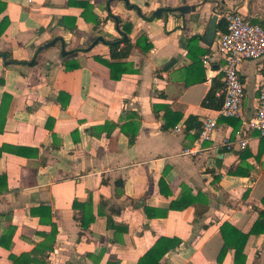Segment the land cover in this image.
I'll list each match as a JSON object with an SVG mask.
<instances>
[{
    "label": "crops",
    "instance_id": "obj_1",
    "mask_svg": "<svg viewBox=\"0 0 264 264\" xmlns=\"http://www.w3.org/2000/svg\"><path fill=\"white\" fill-rule=\"evenodd\" d=\"M204 1L198 21L151 19ZM217 5L264 28V0H0V264L24 255L32 264H138L160 238L181 241L161 264H235L233 249L219 261L221 226L249 234L264 208V138L243 129L256 114L264 61L241 66L242 117L203 105L222 86L224 62L202 63L216 47L204 41ZM114 17L132 23L133 43L146 35L153 44L118 61L119 79L94 59H109L107 43L121 37ZM58 38L65 48L57 41L38 54ZM166 109L181 118L168 131ZM208 119L217 128L202 141ZM184 188L192 204L173 209ZM244 255L264 264L263 234L249 236Z\"/></svg>",
    "mask_w": 264,
    "mask_h": 264
},
{
    "label": "built area",
    "instance_id": "obj_2",
    "mask_svg": "<svg viewBox=\"0 0 264 264\" xmlns=\"http://www.w3.org/2000/svg\"><path fill=\"white\" fill-rule=\"evenodd\" d=\"M224 21L226 30L218 33L216 47L203 57L202 63L209 67L217 61L224 62L222 85L216 92V97H223V104L217 110L222 118H240L243 112L245 86L241 80L240 69L246 60L264 61V28L260 24L251 22L236 10L226 11L219 17ZM217 128L215 119L203 122L200 138L210 141ZM243 129L257 131L264 138V74L259 89L258 107L253 119L243 123ZM242 134H244L242 132ZM223 146L229 150L233 148L230 139L225 138ZM241 148H246L248 142L241 138ZM185 155H194L192 150H186Z\"/></svg>",
    "mask_w": 264,
    "mask_h": 264
},
{
    "label": "trees",
    "instance_id": "obj_3",
    "mask_svg": "<svg viewBox=\"0 0 264 264\" xmlns=\"http://www.w3.org/2000/svg\"><path fill=\"white\" fill-rule=\"evenodd\" d=\"M84 7H87L88 4H82ZM163 16V15H162ZM162 18V17H159ZM117 22L118 29L120 30L121 37L119 39H116L112 42H108L109 50H110V57L109 59H105L101 57L100 55L94 56V59L107 66L112 73V78L114 79H119L122 77L123 74H125L126 70H123L120 74L116 75V70L117 67L123 66L122 63H119L118 61L128 58L134 49L135 46H138L141 48L144 52L148 53L153 49V44L149 40V38L146 35H141L135 43H133L132 39L130 38L131 32L133 30V25L130 22L124 23L120 18H113ZM150 19V18H148ZM152 19V18H151ZM5 26H0V37L3 34L5 30ZM226 30V25L224 21L220 20L217 24V31H225ZM199 41V37L195 36L190 40V43H195ZM191 53V50H189V54ZM201 54H205V51H201ZM9 57V55H7ZM12 62V61H11ZM197 63V61H195ZM36 62L32 63V66H35ZM66 69L67 70H74L76 66H71L70 63H66ZM128 71V70H127ZM2 81H0V84ZM223 88L222 86H213V88L210 90L208 93L206 100L204 101L203 105L206 108L209 109H215L218 110L221 108L223 104V97H216V92L220 89ZM156 109H158V106H156ZM180 117H176L169 109L165 110V115H164V125H163V130L168 131L170 128L174 127L179 121ZM115 127V126H113ZM132 137L130 140V144L135 143V137ZM1 155V154H0ZM241 159L245 160L246 158L249 157L247 152L241 153ZM231 172V171H230ZM3 184V182L0 180V185ZM189 190L187 188H184V194L182 196V200L178 202L172 203L171 207L176 210H183L187 208L190 204L188 202V197L190 195ZM245 197V196H244ZM196 200V199H195ZM262 203L264 205V197L262 199ZM74 207H77L74 206ZM257 212L259 213V218L257 222L254 224L251 232L249 234H244L237 228L233 227L232 225L228 223H224L221 226V234L224 240V247L220 253L219 261L221 262L225 255L227 254L229 249L235 250V264H245L246 262V256L244 255V249L246 246V243L248 241V238L252 234H257V235H264V208L256 209ZM94 221V218H92V222ZM81 226L84 229H89L90 225L86 224L85 221L82 220ZM181 241L179 239H170V238H160L157 240L155 245L144 255L143 258L139 261L138 264H161L162 259L164 256L171 250L175 249L177 246H179ZM14 259V264H20L24 263L25 261L27 264H32L35 262V260L30 258V255H24L21 258L17 259L14 256H12Z\"/></svg>",
    "mask_w": 264,
    "mask_h": 264
},
{
    "label": "water",
    "instance_id": "obj_4",
    "mask_svg": "<svg viewBox=\"0 0 264 264\" xmlns=\"http://www.w3.org/2000/svg\"><path fill=\"white\" fill-rule=\"evenodd\" d=\"M205 3H207V1H204L203 3L201 4H198V5H185V6H181V7H178L176 9H171V8H161L157 11L154 12L153 16H152V20L155 19V18H159V17H162V15H164L165 13H178L179 15L181 16H186V15H190V14H194L195 15V19L198 21V19L200 18V13H197V10L199 8H201L203 5H205ZM212 13H213V17L210 21V25H209V28H208V31H207V34H206V37H205V44L208 45V46H212L215 41L217 40V22H218V18H219V11H218V5L216 8H214L212 10ZM57 41H60L63 48H65V41L64 39L62 38H58V39H55L54 41H51L50 43L40 47L39 51H38V54L43 51V50H47L51 47H53ZM63 55L65 57H68L70 56V53L68 52H63ZM3 59H4V62L6 64H12L13 62H10L6 59V56H3ZM19 64V62H16ZM169 68V66L167 67Z\"/></svg>",
    "mask_w": 264,
    "mask_h": 264
}]
</instances>
